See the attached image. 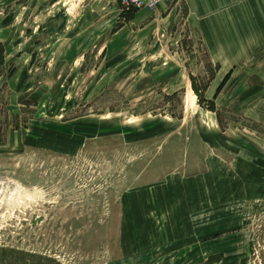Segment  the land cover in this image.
I'll return each instance as SVG.
<instances>
[{
	"label": "rangeland",
	"instance_id": "obj_1",
	"mask_svg": "<svg viewBox=\"0 0 264 264\" xmlns=\"http://www.w3.org/2000/svg\"><path fill=\"white\" fill-rule=\"evenodd\" d=\"M137 13L0 0V264H264V61Z\"/></svg>",
	"mask_w": 264,
	"mask_h": 264
},
{
	"label": "crops",
	"instance_id": "obj_2",
	"mask_svg": "<svg viewBox=\"0 0 264 264\" xmlns=\"http://www.w3.org/2000/svg\"><path fill=\"white\" fill-rule=\"evenodd\" d=\"M136 12L150 23L165 22L171 30L182 25L197 33L209 60L222 71L264 61V0H174L152 12Z\"/></svg>",
	"mask_w": 264,
	"mask_h": 264
},
{
	"label": "built area",
	"instance_id": "obj_3",
	"mask_svg": "<svg viewBox=\"0 0 264 264\" xmlns=\"http://www.w3.org/2000/svg\"><path fill=\"white\" fill-rule=\"evenodd\" d=\"M125 11H154L158 6L168 4L174 0H119Z\"/></svg>",
	"mask_w": 264,
	"mask_h": 264
}]
</instances>
